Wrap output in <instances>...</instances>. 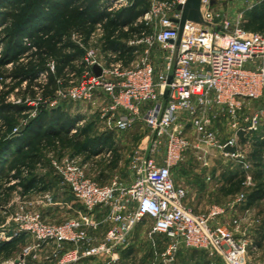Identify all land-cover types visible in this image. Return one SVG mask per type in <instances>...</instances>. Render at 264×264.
Returning <instances> with one entry per match:
<instances>
[{"label": "built area", "instance_id": "built-area-1", "mask_svg": "<svg viewBox=\"0 0 264 264\" xmlns=\"http://www.w3.org/2000/svg\"><path fill=\"white\" fill-rule=\"evenodd\" d=\"M149 1L150 10L139 22L149 27L154 21L155 28L128 43L141 46V55L126 68L119 63L107 65L98 59L97 50L73 36L84 51L81 63L85 70L76 85L61 88L48 106L55 108L61 100L86 103L101 94L100 121L105 129L125 133L144 124L156 134L154 146L164 142V154H134L129 184L114 179L100 186L86 177L75 160L55 164L60 184L80 210L61 224L48 223L39 212L22 211L15 229L1 233L0 241L25 235L33 243L18 260L0 264H33L27 257L35 261L42 252L48 253L46 264H79L98 257L102 264H118L120 255L131 248V232L144 221L150 223L152 234L170 241L174 254L181 249L198 250L222 264H264V259L250 255L258 249L256 245L251 249L247 238L236 235L240 228L237 218L216 223L222 215H233L235 207H215L206 216L196 215L186 205L187 190L175 183L172 174L192 146L189 131L197 136L201 147L196 148H211L223 158L236 160L245 172L250 170L237 138L222 142L212 124L226 119L228 127L247 134L260 128L264 107L250 113L249 104L264 99V33L244 31L241 21H229L211 0H201L200 22L186 20L180 32L174 21L181 20L177 7L186 0L173 4ZM125 3L127 0H109L106 7L113 11L127 6ZM99 32L98 28L91 40ZM153 48L162 55L158 66L151 60L155 58ZM94 65L101 68L99 77L92 71ZM243 199L241 195L238 202ZM46 200L59 206L51 198ZM98 210L105 211L101 220L96 217ZM102 227L104 236L97 241L88 231Z\"/></svg>", "mask_w": 264, "mask_h": 264}, {"label": "trees", "instance_id": "trees-1", "mask_svg": "<svg viewBox=\"0 0 264 264\" xmlns=\"http://www.w3.org/2000/svg\"><path fill=\"white\" fill-rule=\"evenodd\" d=\"M108 1L0 0V200L17 187L24 193L37 188L47 190L44 178L34 174L44 164L45 150L69 145L92 158L102 149L112 148L110 135L84 143L87 127L71 133L80 117L71 115L60 104L48 106L61 88L69 87L85 70L81 63L84 51L73 36L88 45L99 28L102 53L115 54L112 62L123 67L135 61L138 49L127 43L148 32V26L138 21L150 10L151 3L132 0L127 7L108 11ZM242 28L264 33V1L252 9ZM42 75L45 78L40 81ZM11 97L19 103H10ZM35 100L40 109L25 123L33 110L28 104ZM246 158L251 166L260 168L264 141L255 145ZM244 187L245 179L240 178L231 193ZM263 199L262 184L245 197L247 207ZM15 242L1 244L0 253L10 256Z\"/></svg>", "mask_w": 264, "mask_h": 264}, {"label": "rangeland", "instance_id": "rangeland-1", "mask_svg": "<svg viewBox=\"0 0 264 264\" xmlns=\"http://www.w3.org/2000/svg\"><path fill=\"white\" fill-rule=\"evenodd\" d=\"M161 1L166 4H173L179 0ZM262 1L264 0H228L226 3L227 8L225 7L224 9L225 16L232 23L240 19L246 21L252 9L259 7ZM130 3L131 0H128L124 6L127 4L129 6ZM119 9L121 8L119 7L113 11ZM148 28V32H152L155 28V22L152 21ZM98 35L88 43V48L97 50L98 59L102 63L107 65L116 64L112 62L115 58L113 54H103L101 52L102 38ZM136 47L138 49L136 57L138 58L143 49L139 45ZM153 50L155 58L151 57V60L158 66L163 61L161 59L162 55L156 48H153ZM42 80L40 79V81ZM77 82L78 79L74 81V83ZM74 83L71 85H76ZM1 87L2 84L0 83V90ZM37 101L35 100L28 104L33 107V110L24 119L25 123L29 119L34 118L39 111L40 106ZM102 101H104L103 95L97 93L90 102L61 100L59 104L72 115L85 118L86 123L82 127H87L88 135L83 139L84 143H94L101 135L110 133L108 135H111L113 142L111 153L108 154L111 148L106 147L101 150L102 153L99 155L87 158L78 149L71 148L69 145L43 151L44 164L41 167H37L34 174L43 176L44 181L46 180L44 184H46L47 190L41 192L37 188L24 193L21 187H17L2 198L0 200V234H6L15 229L16 217L21 215L22 211L39 212L51 224H61L75 216L72 209L75 207L74 209L77 210L78 206L76 203L70 204L73 207L67 211L66 208L61 209L57 208L58 206L50 205L46 200V197L51 198L56 203H61L67 198L72 200V197L70 195L67 197L64 194L65 190L63 191L60 188L59 178L55 173L54 165L61 161L67 159L75 160L83 168L88 179L100 186H107L114 179L129 184L128 169L132 155L135 153L155 157H161L164 154V142L154 146L156 134L146 129L144 124H138L134 129L125 133H117L110 129H106L105 132L104 125L100 121L101 114L99 111ZM9 102L19 103V100L11 97ZM261 107H264V99L259 102H251L249 104V112L252 113ZM24 122L21 126L24 125ZM212 127L216 130L218 139L222 142L237 138L239 148L244 153L243 157L245 159L255 145L264 141V118L258 131L253 134L236 131L228 127L226 119L214 122ZM240 134L244 136L241 138ZM187 136H189L192 146L186 151L184 161L172 170L175 183L187 190L186 205L193 213L200 216H206L215 207L221 210L235 207L236 211L233 215L229 216L228 213L222 215L215 219L216 223L224 224L228 223L230 218H237L240 221V228L236 235L247 238L251 249L256 245L258 249L255 251L251 250L250 255L255 260H263L264 199L256 202L251 207H247L245 197L254 191L259 184H262L264 189V160L260 168L252 165L250 170L245 172L239 163L237 164L236 160L223 158L211 148H196L199 145L196 140L197 136L191 134L190 131L187 132ZM153 149L155 150L153 151ZM240 178L245 179V187L238 193H231L234 190V184ZM241 195L244 199L238 202ZM70 202L72 203L73 201ZM49 208L55 211L54 214L48 212ZM13 240H16V242L11 255L5 257L3 253H0V263H10L18 260L24 249L33 243L29 236L23 235L12 239L10 242L1 240L0 245L11 243ZM258 242L260 243L258 244ZM131 244L128 254L123 256L118 264H222L219 259H212L203 251L181 249L174 254L173 251H170L171 244L168 239L151 233V225L148 221H144L133 229L131 232ZM47 256V252H42L37 253L35 261H32L31 257H27V260L33 262V264H46L45 258Z\"/></svg>", "mask_w": 264, "mask_h": 264}, {"label": "crops", "instance_id": "crops-1", "mask_svg": "<svg viewBox=\"0 0 264 264\" xmlns=\"http://www.w3.org/2000/svg\"><path fill=\"white\" fill-rule=\"evenodd\" d=\"M128 1V0H127ZM132 1V0H131ZM227 1L228 0H211V5L216 9V10H219V11H221L224 15H225V11H224V9H225V7L227 6ZM122 8H124V7H122ZM227 8V7H226ZM241 20V19H240ZM239 20V21H240ZM139 22V21H138ZM243 22L244 21H242L241 20V25L243 24ZM99 35L98 36H100L101 38H102V32L100 31L99 33H98ZM134 41V40H133ZM131 42V41H130ZM129 43V42H128ZM127 43V44H128ZM103 54H110V53H103ZM112 54V53H111ZM114 56H115V58H116V55L115 54H113ZM114 58V59H115ZM117 63H119V62H117ZM120 65H121V63H119ZM132 64V63H131ZM130 64V65H131ZM129 65V66H130ZM122 66V65H121ZM128 66V67H129ZM123 67V66H122ZM123 68H126V67H123ZM71 114V113H70ZM72 115V114H71ZM74 116H76V115H74ZM80 117V120L78 121V123H77V125H76V127L71 131V133L72 134H75L76 133V131H77V129L78 128H81L85 123H86V121H85V118H83L82 116H79ZM105 132H106V129H105ZM104 132V133H105ZM108 134H110V133H108ZM107 133H105L104 135H108ZM111 136V135H110ZM244 136V135H243ZM108 149V148H107ZM107 149H106V151H107ZM111 150H112V148L111 149H109V152H108V154L109 153H111ZM105 152V151H104ZM100 153H102V151L100 152ZM99 153V154H100ZM98 154V155H99ZM136 154V153H135ZM95 156H97V155H95ZM133 156V155H132ZM128 182L130 183L132 180H133V173H132V171L130 170V165H129V169H128ZM39 177H42L43 178V176H41V175H38ZM46 181V180H45ZM59 182H60V180H59ZM56 183V182H55ZM59 185H60V188L64 191L65 190V192H64V194H66V196L67 197H69V195H70V193H69V191H68V189L66 188V187H64V186H62L60 183H59ZM58 185V186H59ZM65 196V195H64ZM71 196V195H70ZM63 197V196H62ZM72 197V196H71ZM70 200V198L68 199H65L63 202H61V203H57V204H59V206L57 207V208H66V210L67 211H69V210H71L72 209V205H70V204H73L74 203V199L72 198V200H70V201H73L72 203L69 201ZM78 207H77V210L76 209H72L73 211H74V214L76 215V213L80 210V206L79 205H77ZM79 208V209H78ZM48 212L49 213H53L54 214V212L55 211H53V209L52 208H49L48 209ZM104 213H105V211H103V210H98V211H96V217L99 219V220H101L102 219V216L104 215ZM103 229V230H102ZM104 231H105V228L104 227H102L101 229H99L98 231H88L89 232V234L91 235V236H93V237H95L96 238V240L97 241H100L102 238H103V236H104ZM128 253H126V254H121L120 255V260H121V258L123 257V256H125V255H127ZM119 260V261H120ZM119 263V262H118ZM79 264H102V258L101 257H98V258H93V259H85V260H83L82 262H80Z\"/></svg>", "mask_w": 264, "mask_h": 264}, {"label": "water", "instance_id": "water-1", "mask_svg": "<svg viewBox=\"0 0 264 264\" xmlns=\"http://www.w3.org/2000/svg\"><path fill=\"white\" fill-rule=\"evenodd\" d=\"M201 0H186L184 6L179 5L177 10L181 12V20L174 21L175 23H179L180 32L182 30L183 24L186 20L199 23L200 22V8ZM92 71L96 77L101 75V68L98 65H94L92 67ZM171 81V77L168 78V83ZM167 95V91L165 92V96Z\"/></svg>", "mask_w": 264, "mask_h": 264}]
</instances>
